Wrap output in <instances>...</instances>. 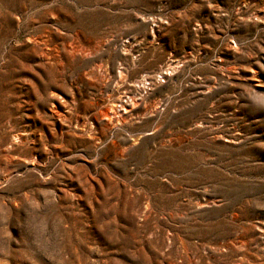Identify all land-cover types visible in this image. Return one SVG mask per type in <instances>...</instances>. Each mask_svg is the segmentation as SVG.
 <instances>
[{
	"label": "rangeland",
	"instance_id": "1",
	"mask_svg": "<svg viewBox=\"0 0 264 264\" xmlns=\"http://www.w3.org/2000/svg\"><path fill=\"white\" fill-rule=\"evenodd\" d=\"M0 264H264V0H0Z\"/></svg>",
	"mask_w": 264,
	"mask_h": 264
}]
</instances>
